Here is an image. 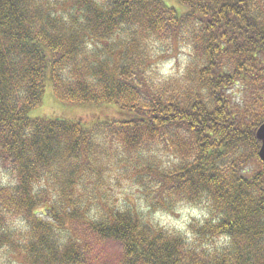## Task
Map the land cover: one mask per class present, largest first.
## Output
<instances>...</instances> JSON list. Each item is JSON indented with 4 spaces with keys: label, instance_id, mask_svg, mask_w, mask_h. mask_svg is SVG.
<instances>
[{
    "label": "trees",
    "instance_id": "1",
    "mask_svg": "<svg viewBox=\"0 0 264 264\" xmlns=\"http://www.w3.org/2000/svg\"><path fill=\"white\" fill-rule=\"evenodd\" d=\"M176 2L0 0V251L18 264H110L76 226L112 264H264V0ZM180 45L192 59L165 79L157 47ZM49 84L127 115L31 117ZM126 181L151 212L206 216L170 231L111 203Z\"/></svg>",
    "mask_w": 264,
    "mask_h": 264
},
{
    "label": "rangeland",
    "instance_id": "2",
    "mask_svg": "<svg viewBox=\"0 0 264 264\" xmlns=\"http://www.w3.org/2000/svg\"><path fill=\"white\" fill-rule=\"evenodd\" d=\"M169 6H176L181 13L187 11V7L176 2V0H163ZM160 44V43H159ZM156 46V45H155ZM171 46V45H169ZM157 49L160 51L161 56L159 57V62L156 66L158 73L166 78L171 75L176 77H181L187 70L189 62L191 61L190 47L187 45H180L177 49H173L169 54L165 53L158 46ZM241 85V84H240ZM238 85L233 88L232 93L238 99L244 97L243 86ZM127 113L121 110L118 106L113 104H103V105H92V104H72L62 102L56 99L54 96L53 87L49 84L46 87L42 104L30 112L31 117L38 118H53V117H63L73 121L84 120L91 124L93 122H98L100 120L108 119H122L126 117ZM163 159L166 164H169L168 156L166 153H162ZM0 176L6 179V173L0 171ZM140 187L131 185L126 181L122 185L121 193L116 192V197L112 198L111 203H115V206H125L129 203H133L139 211L143 212L147 217L154 220L156 223L164 226L170 231H179L183 234L189 235V225L194 220H200L206 216V208L203 206H194L191 204L181 203L174 208L173 211H159L151 212L147 208L143 200V195ZM21 226L20 223H17ZM76 232L79 237H84L90 243L93 251H97L100 255L101 260L106 259L110 264L114 261V253L116 247L113 244L110 245H100L95 242V236L86 227L76 226ZM5 251H0V264H18L15 257L7 256ZM10 260V262H9Z\"/></svg>",
    "mask_w": 264,
    "mask_h": 264
},
{
    "label": "water",
    "instance_id": "3",
    "mask_svg": "<svg viewBox=\"0 0 264 264\" xmlns=\"http://www.w3.org/2000/svg\"><path fill=\"white\" fill-rule=\"evenodd\" d=\"M257 137L261 141L262 145L259 151L261 159L264 161V123L257 130Z\"/></svg>",
    "mask_w": 264,
    "mask_h": 264
}]
</instances>
